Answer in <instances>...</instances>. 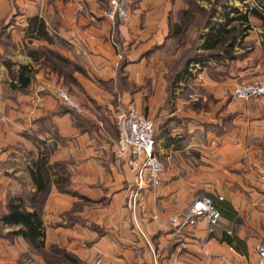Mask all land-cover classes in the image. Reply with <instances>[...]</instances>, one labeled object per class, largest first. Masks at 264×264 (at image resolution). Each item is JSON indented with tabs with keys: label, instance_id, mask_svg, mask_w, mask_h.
Instances as JSON below:
<instances>
[{
	"label": "crops",
	"instance_id": "0c3cea01",
	"mask_svg": "<svg viewBox=\"0 0 264 264\" xmlns=\"http://www.w3.org/2000/svg\"><path fill=\"white\" fill-rule=\"evenodd\" d=\"M178 2L130 0L129 19L112 27L108 0H0V226L9 230L0 234V264L257 263L264 98L239 101L233 90L264 80V47L240 60L204 27L196 51L206 60L175 82ZM61 87L82 113L63 106ZM131 107L155 120L164 165L161 185L145 186L135 215L127 202L136 174L116 154L114 122ZM204 195L219 222L178 233L171 217ZM12 198L40 213V247L5 225Z\"/></svg>",
	"mask_w": 264,
	"mask_h": 264
},
{
	"label": "built area",
	"instance_id": "2783aa9c",
	"mask_svg": "<svg viewBox=\"0 0 264 264\" xmlns=\"http://www.w3.org/2000/svg\"><path fill=\"white\" fill-rule=\"evenodd\" d=\"M18 2L20 0H13ZM109 9L105 16L112 27L126 22L130 17V0H108ZM57 98L66 107L82 113L81 105L75 101L67 89L59 88ZM233 98L248 102L264 98V80L249 84H239L233 90ZM118 128L116 154L126 160L136 174V187L128 197L127 208L136 214L140 194L147 185L159 187L162 182L164 165L155 153L156 124L152 118L145 117L136 108L131 107L114 115ZM260 190L264 194V167L258 171ZM223 200L222 197L219 198ZM221 218V212L216 207L215 200L208 196L196 198L181 214L171 217V223L177 232L182 233L187 228L197 226L200 220H206L209 225H216ZM258 259L256 264H264V242L257 246ZM88 264H107L103 258H98Z\"/></svg>",
	"mask_w": 264,
	"mask_h": 264
},
{
	"label": "rangeland",
	"instance_id": "374dc122",
	"mask_svg": "<svg viewBox=\"0 0 264 264\" xmlns=\"http://www.w3.org/2000/svg\"><path fill=\"white\" fill-rule=\"evenodd\" d=\"M175 7L177 10H186L187 14L191 16L190 19H188L187 15V17L185 16L184 18L179 16L176 17L178 21L177 24L183 26V32L182 35L175 38V42L183 47L182 52L184 53V50H187L188 44L190 48L194 43L198 46L203 28L208 27V24H206L207 18L210 17V15L212 16L211 13L213 11H215V17L211 18L209 21L211 26L217 27L218 21H220L221 24L225 23V20L217 18L221 10L225 12L229 11L230 13L232 12L230 11L231 8H238L242 14H247L251 9H257L264 13V0H180V2L176 3ZM261 24L262 22L260 23L257 18L252 16H250L248 24L241 25L239 21L235 22L232 27H235L236 30L228 36L225 44L221 45L220 49L223 51L226 50L227 44L235 40L233 50L238 53L235 57H240V60H242L243 57L247 56L249 49H254L255 47L261 48V46L264 47V30H258V26ZM171 80L172 79H170V81ZM58 90L59 89H57V91ZM63 106L66 107L64 104ZM66 108L68 109V107ZM6 229L4 225H1L0 234L9 232V230Z\"/></svg>",
	"mask_w": 264,
	"mask_h": 264
},
{
	"label": "trees",
	"instance_id": "16d2710c",
	"mask_svg": "<svg viewBox=\"0 0 264 264\" xmlns=\"http://www.w3.org/2000/svg\"><path fill=\"white\" fill-rule=\"evenodd\" d=\"M230 12H226L225 14V23L219 25V27H213L215 31L220 34V37H218L217 41L215 42L216 45L220 47V45H224L226 39L229 35L234 33L236 30L235 27H232V25L239 21L241 25L248 24L250 16L255 17L259 19L262 22V25L264 26V13L260 12L257 9H251V11L247 14H242L238 8H231ZM234 13L235 17L231 18V14ZM212 16L207 18L206 24L208 26L210 25L211 18L215 17V11H213ZM183 18L187 15V11L183 10L182 12ZM176 26L177 29L173 33V38H177L178 36L182 35L183 32V26L181 24H178ZM235 40H232L229 44H227L226 52L228 55H230V52L227 51V49H232L234 47ZM197 46L194 43L192 47L188 50H184V53H182L180 59L177 61L176 64V75L173 76L174 81L178 82L180 81L184 75H187L189 72L190 65L192 63H202L206 60V58L196 51ZM22 70L24 71L25 68L22 67ZM44 162L38 163L36 166V170L40 177L43 180V174L45 171ZM36 179V178H35ZM67 180L64 181L66 183ZM37 186H39V189H45L47 188V185L44 187H41L39 184V181L35 180ZM8 213L4 216V223L5 225H8L10 227H20L18 231H16V234L22 235L25 239H28L30 243H32L35 246L40 247V241L39 238L44 236L43 233V223L41 220V216L39 212L29 213L25 210L23 202L21 200H16L15 198H12L8 202ZM43 244V242H41Z\"/></svg>",
	"mask_w": 264,
	"mask_h": 264
}]
</instances>
